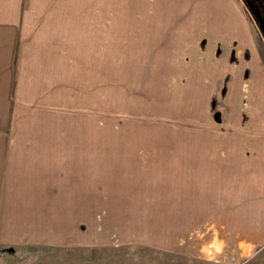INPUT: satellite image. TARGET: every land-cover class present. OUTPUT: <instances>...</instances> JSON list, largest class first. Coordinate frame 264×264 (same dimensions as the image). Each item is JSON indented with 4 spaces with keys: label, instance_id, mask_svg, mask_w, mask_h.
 Segmentation results:
<instances>
[{
    "label": "rangeland",
    "instance_id": "1",
    "mask_svg": "<svg viewBox=\"0 0 264 264\" xmlns=\"http://www.w3.org/2000/svg\"><path fill=\"white\" fill-rule=\"evenodd\" d=\"M143 2L120 0L114 7ZM246 12L264 38L263 18L251 5ZM14 14L0 9V19ZM112 28L89 35L87 51L72 42V54H96L103 46L102 56L38 58L24 49L0 59L13 72L11 95L0 105L1 144L37 151L39 165L48 166L39 171L40 192L55 199L53 232L2 247L0 264L224 263L217 246L233 234H223L216 216L181 211L185 203L177 200L191 188L190 165L179 168L182 157L191 156L195 131L221 125L231 75L208 89L207 68L200 62L196 70L191 43L168 57H134L120 41L127 37L109 33ZM180 39L169 35L166 43ZM222 253L226 264L240 260L232 249Z\"/></svg>",
    "mask_w": 264,
    "mask_h": 264
},
{
    "label": "crops",
    "instance_id": "2",
    "mask_svg": "<svg viewBox=\"0 0 264 264\" xmlns=\"http://www.w3.org/2000/svg\"><path fill=\"white\" fill-rule=\"evenodd\" d=\"M117 1L0 0V9L15 11L14 20L0 19V59L17 51L21 56L24 49L38 58L102 56L103 46L96 54H72V42L87 51L83 43L91 34H104L105 25L113 27L109 33L127 37L120 41L134 52L129 56L168 57L170 50L183 51L191 43L196 70L200 62L207 68L208 79L202 84L215 90L221 76L230 74L231 80L221 125L195 131L191 156L182 157L179 168L190 165L191 188L177 202L185 203L181 211L191 215L203 211L206 217L216 216L223 234H233L229 241L223 237L222 248L237 255L235 264H264V38L251 25L248 6L242 0H143L137 7L115 8ZM169 35L181 38L180 44L171 41L168 46ZM200 39L205 43L202 52ZM5 66L0 67V105L12 90L8 74L13 72ZM43 89L42 97H47V86ZM36 152L0 141V249L24 245L33 240V233L53 232L48 226L50 220L54 225V194L40 192L39 171L48 166L39 165ZM188 175L184 172L183 178L189 180ZM250 247L252 258L257 257L253 262L244 254ZM217 256L224 262L220 264L228 261L222 252Z\"/></svg>",
    "mask_w": 264,
    "mask_h": 264
},
{
    "label": "flooded vegetation",
    "instance_id": "3",
    "mask_svg": "<svg viewBox=\"0 0 264 264\" xmlns=\"http://www.w3.org/2000/svg\"><path fill=\"white\" fill-rule=\"evenodd\" d=\"M244 2L246 5H251L252 12L255 14L257 19L263 18L262 20H264V0H246ZM262 25H264V23Z\"/></svg>",
    "mask_w": 264,
    "mask_h": 264
},
{
    "label": "clouds",
    "instance_id": "4",
    "mask_svg": "<svg viewBox=\"0 0 264 264\" xmlns=\"http://www.w3.org/2000/svg\"><path fill=\"white\" fill-rule=\"evenodd\" d=\"M251 247H254V245L251 246ZM251 247H250L249 249H247V250L245 251V253H244L246 256H248L249 259L252 258V256H251ZM217 251H218V252H222V251H223L222 246H217Z\"/></svg>",
    "mask_w": 264,
    "mask_h": 264
},
{
    "label": "trees",
    "instance_id": "5",
    "mask_svg": "<svg viewBox=\"0 0 264 264\" xmlns=\"http://www.w3.org/2000/svg\"><path fill=\"white\" fill-rule=\"evenodd\" d=\"M247 6H248V5H247ZM261 28H262V30H264V25L261 24Z\"/></svg>",
    "mask_w": 264,
    "mask_h": 264
}]
</instances>
